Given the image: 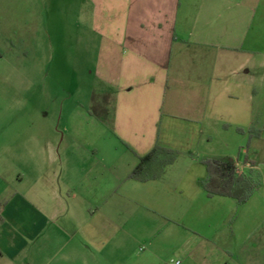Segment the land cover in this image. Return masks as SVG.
I'll list each match as a JSON object with an SVG mask.
<instances>
[{"label": "crops", "instance_id": "1", "mask_svg": "<svg viewBox=\"0 0 264 264\" xmlns=\"http://www.w3.org/2000/svg\"><path fill=\"white\" fill-rule=\"evenodd\" d=\"M57 1L0 0V74L56 5L94 78L61 101L0 86V264H264V184L210 197L201 161L263 173L264 0ZM156 144L176 159L132 177Z\"/></svg>", "mask_w": 264, "mask_h": 264}, {"label": "rangeland", "instance_id": "2", "mask_svg": "<svg viewBox=\"0 0 264 264\" xmlns=\"http://www.w3.org/2000/svg\"><path fill=\"white\" fill-rule=\"evenodd\" d=\"M63 2L66 8L71 6V0ZM57 4L63 5L59 0ZM56 7L54 5L46 11L34 12L38 17L31 28V34L27 36V43L20 41L18 32L17 50L7 58L9 70L15 73L0 74V86H5L9 94H15L18 100L29 98L61 101L70 97L76 99L80 97V93L84 94L85 87L94 84L93 75L89 73L92 59L82 58L77 61L74 57L76 44L72 40V12L67 9L58 11ZM17 29L21 31L23 27L18 26ZM22 50H26L28 54H24ZM0 65L3 66L2 62ZM57 86H65L66 90L58 91ZM80 88L85 89L81 91ZM247 145L248 140L244 147L248 148ZM257 172L263 185L264 170L263 173Z\"/></svg>", "mask_w": 264, "mask_h": 264}, {"label": "trees", "instance_id": "3", "mask_svg": "<svg viewBox=\"0 0 264 264\" xmlns=\"http://www.w3.org/2000/svg\"><path fill=\"white\" fill-rule=\"evenodd\" d=\"M239 131L243 129L238 128ZM260 130L255 126L250 129L247 147L251 139L260 136ZM178 152L172 148L156 144L132 172V177L139 180H148L159 177L165 166L172 163ZM201 161L206 165L208 176L202 181V186L208 196H229L235 198L239 204L248 201L262 182L258 173L250 169L248 172H239L236 159L231 156L202 157Z\"/></svg>", "mask_w": 264, "mask_h": 264}, {"label": "built area", "instance_id": "4", "mask_svg": "<svg viewBox=\"0 0 264 264\" xmlns=\"http://www.w3.org/2000/svg\"><path fill=\"white\" fill-rule=\"evenodd\" d=\"M236 166L239 172H244L238 160H236ZM169 264H181V261L179 259H171Z\"/></svg>", "mask_w": 264, "mask_h": 264}]
</instances>
